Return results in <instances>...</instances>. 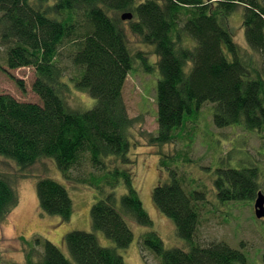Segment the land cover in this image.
I'll use <instances>...</instances> for the list:
<instances>
[{
    "label": "trees",
    "instance_id": "trees-1",
    "mask_svg": "<svg viewBox=\"0 0 264 264\" xmlns=\"http://www.w3.org/2000/svg\"><path fill=\"white\" fill-rule=\"evenodd\" d=\"M238 10L247 49L233 42L227 24ZM125 13L133 15L128 21L132 32L153 47L155 63L148 61V52H132L122 25ZM0 32L8 47L6 65L33 68V90L41 100L20 102L0 94V156L24 171L42 159L54 160L64 183L83 184L97 194L91 208L93 231L74 230L64 238L71 259L47 240L42 257L29 255L27 264H125L120 249L135 239L132 223L148 228L138 241L145 259L148 253L160 264H249L227 242L197 241L206 190L187 191L174 171L169 182L157 184L152 200L188 248H167L153 229L135 183L129 135L134 121L124 87L137 61L147 72L158 73L159 143L173 142L187 116L198 114L205 103L212 104L217 128L243 126L262 134L264 0H0ZM71 67L75 77H68ZM72 84L93 98L92 108L69 105L66 94ZM260 172L256 163L237 168L228 162L216 169L217 198L253 201L255 206ZM4 176L0 223L20 204L15 186ZM40 178V213L71 220L75 207L68 185ZM97 232L116 247L102 246Z\"/></svg>",
    "mask_w": 264,
    "mask_h": 264
},
{
    "label": "rangeland",
    "instance_id": "rangeland-1",
    "mask_svg": "<svg viewBox=\"0 0 264 264\" xmlns=\"http://www.w3.org/2000/svg\"><path fill=\"white\" fill-rule=\"evenodd\" d=\"M111 15L114 16V13ZM242 15V10H238L227 24L233 42L247 49ZM122 25L132 52H148V61L155 63L157 57L153 47L146 45L140 36L132 32L128 21ZM188 44L195 46L194 42ZM6 48L0 37V94H9L20 102L41 103L33 90L35 70L30 67L10 69L4 61ZM249 54L253 56L251 51ZM75 75V69L71 67L68 77ZM158 79L156 71L147 72L137 61L124 87L128 114L134 121L129 135L133 143L130 156L136 161L135 183L143 205L154 222L153 229L159 233L167 248H188L187 243L177 236L173 222L157 209L152 200V192L157 184L169 182L174 171L187 191L206 190L208 200L201 205L197 241L204 245L216 241L227 242L232 248L242 251L249 264H264V219L256 218L254 202H220L214 186L216 169L226 166V163L230 162L237 168L242 163H256L261 171L260 189L264 193V131L258 134L243 126L217 128L213 122L212 104L205 103L198 114L187 116L186 126L176 132L173 142L159 143L156 141L159 129ZM71 90L66 97L72 108L93 107L95 101L89 94L77 90L73 84ZM1 174L11 179L19 194L20 204L0 223V264H27L29 255L39 259L44 250L43 241L47 240L57 244L71 259L68 248L66 250L65 245L63 248L64 238L74 230L93 231L91 208L96 201L95 190L83 184L64 183L51 159H42L24 171L12 160L0 156ZM40 177H52L65 187L68 185L75 207L71 220L62 222L57 216L40 213L37 197ZM132 227L135 234L133 243L127 249H120L125 264H160L154 254L147 253L148 259H145L140 250L139 237L148 228L137 223H132ZM97 234L102 246L116 247L102 232Z\"/></svg>",
    "mask_w": 264,
    "mask_h": 264
},
{
    "label": "water",
    "instance_id": "water-1",
    "mask_svg": "<svg viewBox=\"0 0 264 264\" xmlns=\"http://www.w3.org/2000/svg\"><path fill=\"white\" fill-rule=\"evenodd\" d=\"M132 18V13H125L122 15V20L124 21L132 20ZM254 207L256 217L258 219H264V193L262 191L258 192Z\"/></svg>",
    "mask_w": 264,
    "mask_h": 264
}]
</instances>
